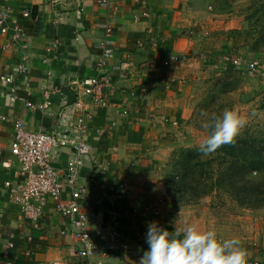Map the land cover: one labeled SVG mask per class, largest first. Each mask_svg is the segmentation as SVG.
Instances as JSON below:
<instances>
[{
  "label": "crops",
  "instance_id": "1",
  "mask_svg": "<svg viewBox=\"0 0 264 264\" xmlns=\"http://www.w3.org/2000/svg\"><path fill=\"white\" fill-rule=\"evenodd\" d=\"M110 1L112 8L97 0H0V5L10 9L9 31H0V264L82 261L75 255L80 246L78 238L70 232L61 233L70 226L54 200L47 201L39 226H34L10 200L3 184L19 178L20 165L10 150L14 122L24 120L27 128L36 131L55 126L54 117L44 108L47 98L53 99V109L58 110L62 88L78 89L84 78L94 74L101 56L98 42L104 23L113 26L116 59L128 56L133 62L132 75L116 81L107 103L93 106L87 131L91 150L77 184L81 207L91 216L95 240L102 246L107 242L108 210L116 206L123 246L113 250L96 248L87 260L136 264L141 250L147 247L145 232L148 223L155 221L151 208L159 198L168 202L169 232L183 231L190 225L200 231L212 230L201 217L199 221L194 209L172 204L162 174L176 150L192 146L197 140L199 132L190 118L193 97L206 75L245 70L256 82L251 85L250 97H246L251 119L264 128V76L251 74L246 66L221 63L222 55L228 53L245 60L257 58L264 66V53L251 47L224 51L221 45L215 49L212 42L205 41L209 21L205 20L204 4L219 12L226 0ZM145 8L149 16L135 20ZM17 28L25 36L20 41L14 37ZM54 42L53 51L47 52V46ZM23 58L28 68L18 81L16 95L23 98L21 101L9 96L1 76L16 68ZM178 58L181 61L176 62ZM165 61L169 64L164 65ZM125 97L131 109L128 115L120 114L121 99ZM68 154L64 150L61 159ZM8 160L11 167L4 165ZM101 166L107 170L95 179V170ZM122 181L125 194L111 204L108 196L112 193L101 185L117 186ZM63 198H70L68 191H64ZM173 220L175 228L170 223ZM218 236H222L220 232ZM222 237L237 242L235 247L244 254L243 264H264V238L254 241Z\"/></svg>",
  "mask_w": 264,
  "mask_h": 264
},
{
  "label": "built area",
  "instance_id": "2",
  "mask_svg": "<svg viewBox=\"0 0 264 264\" xmlns=\"http://www.w3.org/2000/svg\"><path fill=\"white\" fill-rule=\"evenodd\" d=\"M45 1L55 3L58 0ZM97 2L108 8L113 7L110 0H97ZM9 10L8 5H0V31L2 33L9 31ZM24 15L27 16L28 13L24 12ZM148 16L149 10L145 8L134 18L139 20ZM113 32L114 29L110 23L103 24V33L98 42L101 56L95 63L94 74L84 78L78 89L68 86L62 88L64 94L58 104V110L53 109V99L47 98L44 108L49 115L54 117L55 126L45 131H36L27 128L24 120L18 119L14 122L15 132L10 150L20 165L19 178L16 181H6L3 184L4 191L7 192L10 200L20 207L23 217L34 226H39L45 214L47 201L54 200L57 211L67 219L70 226L68 230H62L61 233L70 232L80 242L75 255L82 261L70 262L60 259L54 260L51 264H101L99 261L87 260L93 250L96 248L113 250L123 246L120 242L119 210L116 206H112L108 210L107 242L102 246L95 240L90 228L91 216L81 207V190L77 184L80 171L85 166L91 150L87 131L88 122L94 115L93 106H102L107 103L109 91L114 88L116 81L127 80L132 75L133 62L129 57L123 56L116 59ZM14 37L20 41L25 36L23 31L17 28ZM55 46L54 42L47 46L46 51H53ZM179 61L181 58L176 59V62ZM221 61L225 66H246L251 74L264 76V66L257 58L245 60L241 56L225 53L222 55ZM168 64V61L164 62V65ZM27 68L28 62L23 58L16 68L1 76V80L7 85L9 96L16 100L24 101L23 98L16 95V91L18 81L25 75ZM121 100L120 114H130L128 98L125 97ZM113 125H115L114 122L112 127ZM64 150H67L69 154L62 160L60 155ZM55 163L63 165L57 166ZM4 165L11 167V160L4 162ZM106 170L107 168L104 166L96 168L94 178H98ZM101 186L108 188L112 193L108 196L111 204L123 198L125 194L124 181L119 182L117 186H106L105 184ZM64 191L69 192V199L63 198ZM167 206V200L159 198L151 208L155 221L166 229H168Z\"/></svg>",
  "mask_w": 264,
  "mask_h": 264
},
{
  "label": "rangeland",
  "instance_id": "3",
  "mask_svg": "<svg viewBox=\"0 0 264 264\" xmlns=\"http://www.w3.org/2000/svg\"><path fill=\"white\" fill-rule=\"evenodd\" d=\"M225 2L224 9L219 12L215 11L212 5L204 4L205 20L209 21L205 41L212 42L215 49L221 45L224 51L251 47L257 50V53H264V0H226ZM244 71L227 70L206 75L201 80L193 97V116L190 118L199 135L195 143L189 147L200 146L207 139L208 131L201 126L202 122L207 117L213 114L219 115L225 110H234L245 119V126L240 132L249 129L254 133L264 134V128L251 119L250 106L246 99L250 97L251 85H255L256 82ZM173 154L162 172L163 176H174L173 188L176 193L173 194L167 188L172 204L184 206L185 209H194L199 221L202 222V218L205 225L216 234L220 232L224 237L239 239L245 237L254 241L264 238V218H260L264 217V205L253 208L240 205L237 197L225 193L223 188L182 203L178 198L181 192L177 189L182 180L181 171L178 166H172V163L178 160V156L174 158ZM202 160L205 162V155H202ZM196 177V174L190 177L189 185L195 186ZM198 190L204 192L205 189L199 187ZM256 222L260 224L257 225ZM222 236L218 238L222 239Z\"/></svg>",
  "mask_w": 264,
  "mask_h": 264
},
{
  "label": "trees",
  "instance_id": "4",
  "mask_svg": "<svg viewBox=\"0 0 264 264\" xmlns=\"http://www.w3.org/2000/svg\"><path fill=\"white\" fill-rule=\"evenodd\" d=\"M176 151L173 157L178 156V160L172 166H178L181 171L182 180L177 189L181 192L178 198L182 203L224 189L225 193L237 197L240 205L252 208L264 205V134L245 129L234 142L222 144L205 155V162L199 146ZM194 174L196 184L189 185ZM163 178L168 190L175 194L174 176L164 175ZM199 187L204 188V192L199 191ZM188 192L192 194H186Z\"/></svg>",
  "mask_w": 264,
  "mask_h": 264
},
{
  "label": "clouds",
  "instance_id": "5",
  "mask_svg": "<svg viewBox=\"0 0 264 264\" xmlns=\"http://www.w3.org/2000/svg\"><path fill=\"white\" fill-rule=\"evenodd\" d=\"M245 119L234 110L207 117L201 126L208 131L207 139L199 146L202 154L215 151L222 144L234 142L245 126ZM175 228V220L171 221ZM234 240H221L213 230L200 231L187 226L172 231L157 221H150L145 232L143 248L136 264H243L244 254Z\"/></svg>",
  "mask_w": 264,
  "mask_h": 264
}]
</instances>
